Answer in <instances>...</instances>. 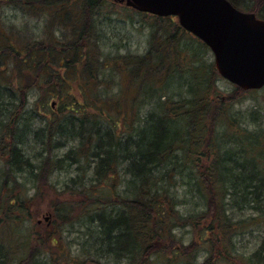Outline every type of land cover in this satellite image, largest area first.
Returning <instances> with one entry per match:
<instances>
[{
    "label": "trees",
    "instance_id": "obj_1",
    "mask_svg": "<svg viewBox=\"0 0 264 264\" xmlns=\"http://www.w3.org/2000/svg\"><path fill=\"white\" fill-rule=\"evenodd\" d=\"M14 3L39 19L43 9L52 27L0 24V224L9 230L30 212L19 178L31 179L40 190L57 188L54 171L76 166V175L62 185L74 199H58L53 213L65 227L82 211L79 220L91 243L80 244L99 263L113 253L129 264H193L188 255L204 250L207 256L198 264H264V101L234 110L264 88L234 84L231 97H220L216 65L198 59L208 46L176 17L140 13L152 21L148 49L113 57L100 50L99 17L106 3H118L0 0V19ZM184 36L192 41L187 52L179 46ZM74 81L87 96L84 102L74 96ZM38 89L42 108L29 111L28 97ZM55 98L59 110L53 108ZM41 113V124H32ZM30 136L43 150L37 163L25 151ZM70 140L76 145L59 154ZM183 202L191 206L187 213L179 209ZM244 208L253 210L250 230L240 227L246 218L237 217ZM188 224L199 238L170 250L165 244L180 240L174 230ZM56 230L48 226L44 237L38 234L56 249L32 244L18 264H48L44 256L57 264L67 244L65 235H53ZM256 232L262 238L258 248L240 252L236 238ZM216 244L222 249L216 251ZM14 254L11 243L0 239V264H13Z\"/></svg>",
    "mask_w": 264,
    "mask_h": 264
},
{
    "label": "rangeland",
    "instance_id": "obj_2",
    "mask_svg": "<svg viewBox=\"0 0 264 264\" xmlns=\"http://www.w3.org/2000/svg\"><path fill=\"white\" fill-rule=\"evenodd\" d=\"M110 9L112 11H109ZM130 9L125 4H120V5L118 4L112 5L110 3L105 4L103 12L99 17L102 22L101 28L103 29V34H104V39L101 38L100 41L101 51L105 52L106 54H110L114 57L116 53H128L129 51L135 54H143L148 49L150 32L152 30L150 26V22L152 23L151 17L143 16L142 14L136 12V10L134 11V9L131 10ZM3 10H4V14L0 19V24H3L5 26L11 24L14 26H18V28H21L25 24V22H27L31 26L39 25L42 28V26H46V22H48L49 24L48 27L49 28L52 27L49 21L51 19H49V17L45 15V13H43L44 12L43 9L41 10L42 12L41 16L43 15V17L40 19L38 17V14L34 13L33 15V12L27 14L24 9H22L15 3L13 5H7V7H5V9ZM35 30H37V33H40L41 35L43 34L42 30H39L38 28H36ZM188 36L193 37L190 34ZM189 37L187 36L182 37V41L179 44V46H181L185 52L188 51L186 48L187 43L192 42L191 38ZM194 40L196 39L194 38ZM198 59L203 60L206 64H210V63L215 64L214 54L209 48H207L206 51L201 53ZM7 70L8 69L5 68L4 65H1L2 74H6ZM31 80H33V77H31ZM3 81L9 82L10 78H3ZM233 86L234 84H232L230 81L220 78V80L217 81V87L219 88V91H217V93L221 95L220 97H224V100H226L227 97H231L230 91L234 88ZM115 88H117V86H115L114 89ZM174 88L175 85L173 86V89ZM73 89H74L73 93L75 94L74 96H76L78 100L84 102L87 96L85 95L84 90L78 87V83L76 81H74L73 83ZM135 89H138V87L136 86ZM89 95L91 94H88V97ZM38 98H39V89L34 90L30 93L28 97L29 103L27 105L28 106L27 109L29 111L33 109H35L36 111H40V109L42 108L40 106L41 100L38 101ZM51 101L54 102L53 105L54 110H59L60 103L58 102V100L55 98ZM263 101H264V90L256 94L249 95L248 98L245 99L239 106L238 105L234 106V110H238L242 108V110L245 111L251 108L253 104L263 103ZM124 105L127 110L130 108V104L128 101L124 103ZM84 107H87V105L85 106L83 104L79 105L80 109ZM123 112L124 114L126 113L125 111ZM31 115H33V113ZM42 115L44 116V114L41 113V115L37 118L32 116L33 117L32 124L34 123V125H40L41 124L40 120L42 119ZM50 116L51 115H49V113L45 115L46 118H49ZM75 145H76L75 140H70L66 146L59 149V154L63 155L65 151H68L71 147H74ZM40 147L41 146L39 145V143L35 142L32 136L28 138V144L27 146H25L26 148L25 151L30 156H34L33 161L35 163H37L38 162L37 160L40 158V154H38ZM40 151L43 150L41 149ZM47 154L48 152H46L45 150L42 156H46ZM74 167L75 168L71 169L70 171L65 169L63 171H54V173L51 175V179H53L52 185L56 186L57 188L46 185L44 188L40 190L37 189L36 187L37 185L34 184V182H32L31 179H25L23 177L19 178L21 184L22 183L24 184L22 189L19 190L22 193V197L23 198L26 197V199L29 200V202L27 201L28 203L27 204L25 203V205L27 208H30L29 209L30 212L27 218H24L23 221H21V219L19 220L17 226L16 225L12 226L15 227L16 229L9 227L10 229L8 230V227H6V225H2V223L0 224V239L6 243H11V245L15 248V254L10 255V263L18 264V262L22 260L21 259L22 257L27 256L28 254L27 252L30 250L32 244L33 247L40 245L41 248L50 249V246H52L51 249H56L54 248L55 246L52 244L41 243L43 241H41L40 235H38L41 234L42 237H44V233L46 235L47 227L50 226V230L56 229V227L60 229L54 231L53 233L54 236H60V235L66 236L65 240L63 239L62 242L64 241V243L67 244V251L65 250L64 253L60 254L57 257L56 255L52 256V257H56L57 264H67L68 261L73 260L74 258L77 259L78 264H81V262L83 263L85 262V264H129L128 259L115 258L113 256V253L112 255L106 254L104 258L101 257L102 258V260L100 261L101 263L95 260V256L88 257L86 255L85 253L86 251L82 250L83 247L80 243L82 241L84 242L87 239V241L89 242L86 245L90 246L91 239L88 237L89 233L86 232L87 229L86 226L83 225L82 220H79V216L82 211L77 212L74 216L75 218L71 221L70 224H67L65 227L64 225L61 226L62 219H60L58 216L56 217L55 213H53V206L58 201V199L66 198L67 201H69L70 199H74V197L72 196L73 191H71L69 188H62V185H65V182H67L70 177L76 175V166ZM38 181L40 183L41 179L39 178ZM30 200H32L33 202H30ZM227 207L231 208L230 205H227ZM179 209L183 213H187L191 210V206L188 203L183 202L180 204ZM238 210L239 211H236L238 213L237 217H239L240 219L246 218V220H243L244 223L240 225V227H243V229L246 230H250L252 225L251 223L247 222V218H249V215L252 214L253 210L247 208L238 209ZM50 213H52V216L50 217V221H48L45 219V216L48 215L50 216ZM63 227H64V231H63ZM13 230L18 233L13 232ZM174 231L175 233H177V238L180 240L177 241V244L175 245L173 244V242H169V244L167 242V244L165 245H167L170 250L175 249L176 247L180 246L183 243L188 244L197 235L196 230H194L193 226L190 224L179 226ZM260 236L261 235L259 234V232H256L254 235H250L248 233L243 234L242 236L236 238L238 240L237 249L245 254L251 253L253 249H257L258 246L260 245L262 241L261 240L262 238ZM197 238H199V235H197ZM211 238L215 240L214 242L217 241L216 236H212ZM60 243L58 242L55 244L57 245ZM163 243L166 242L163 241ZM65 244L62 246L63 248L65 247ZM96 244H98V242H96ZM202 245H204V243H202L200 246ZM205 247L206 245L204 246V249ZM17 249L19 250L16 253ZM94 249L91 252H95ZM214 249L218 251L221 250L222 248L220 245L216 244ZM196 252L197 251H192L190 253V256L188 255V257L190 258L189 259L190 262L193 264H198L202 262L204 258L207 256L204 250H202L199 256H195L197 254ZM41 259H43V261H46V263L48 264L55 263L52 262L50 259H48L46 256L42 257ZM219 264H229V263H223L221 261L219 262Z\"/></svg>",
    "mask_w": 264,
    "mask_h": 264
},
{
    "label": "water",
    "instance_id": "obj_3",
    "mask_svg": "<svg viewBox=\"0 0 264 264\" xmlns=\"http://www.w3.org/2000/svg\"><path fill=\"white\" fill-rule=\"evenodd\" d=\"M181 25L211 47L220 74L245 90L264 87V19L229 0H115ZM49 216H47V219Z\"/></svg>",
    "mask_w": 264,
    "mask_h": 264
},
{
    "label": "flooded vegetation",
    "instance_id": "obj_4",
    "mask_svg": "<svg viewBox=\"0 0 264 264\" xmlns=\"http://www.w3.org/2000/svg\"><path fill=\"white\" fill-rule=\"evenodd\" d=\"M235 5L237 8L244 12L254 13L257 17L264 19V0H229ZM136 12L142 13L138 11ZM146 13V12H143Z\"/></svg>",
    "mask_w": 264,
    "mask_h": 264
}]
</instances>
